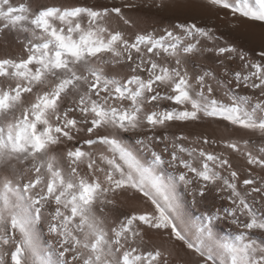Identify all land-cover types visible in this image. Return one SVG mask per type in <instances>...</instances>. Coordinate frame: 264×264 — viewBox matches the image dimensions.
<instances>
[{
  "label": "snow or ice",
  "instance_id": "obj_1",
  "mask_svg": "<svg viewBox=\"0 0 264 264\" xmlns=\"http://www.w3.org/2000/svg\"><path fill=\"white\" fill-rule=\"evenodd\" d=\"M207 3L264 22V0ZM114 17L131 23L117 6L0 0V264H172L177 252L169 241L194 252L196 264H264V143L253 150L249 140L243 147L223 142L245 158L241 185L224 152L184 147L178 140L186 137L157 151L159 137L148 134L175 121L219 117L264 141V44L253 61L233 43L206 48L204 40L223 38L211 27L190 22L130 36L113 26ZM205 51L237 56L241 70L227 84L253 94L229 88L228 103L216 99L206 79L213 74L193 77L187 68ZM123 133L141 134L138 144L151 160H141ZM164 153L175 168L167 177L160 174ZM181 184H195L194 197L210 187L227 192L230 204L208 220L228 219L236 234L218 241L203 224L193 230L179 211ZM138 196L149 206L109 217L118 201ZM45 219L55 241L48 248L39 242ZM149 234L162 243L150 244Z\"/></svg>",
  "mask_w": 264,
  "mask_h": 264
},
{
  "label": "bare ground",
  "instance_id": "obj_2",
  "mask_svg": "<svg viewBox=\"0 0 264 264\" xmlns=\"http://www.w3.org/2000/svg\"><path fill=\"white\" fill-rule=\"evenodd\" d=\"M15 3L21 0H14ZM35 5H96L100 6H117L121 7L125 17L130 20V24L124 26L118 18H113V26L119 24L123 27L128 35L134 32H156L162 33L164 29H175V26L181 23L195 22L198 26L211 27L216 30V35L223 37L222 39L204 40L206 48L214 46H226L233 43L242 48L249 59L259 60L258 52L261 45L264 44V22L251 21L247 18L233 17L229 10L217 8L207 3V0H30ZM134 5L131 8H125L124 5ZM157 5H160L159 7ZM9 40L13 37L9 36ZM13 47H16L13 44ZM18 50V49H17ZM0 55H3V42H0ZM242 62L237 56L232 59L227 58V54L218 56L214 51H205L202 55L192 57L187 64L189 73L195 77L202 74L204 71H209L213 75L207 77V83L213 89V95L218 100H223L228 103V97L225 95L230 88L238 95H252V91L241 86L235 88V82L228 85L227 81L232 79L235 71L241 70ZM108 71L123 74L127 71L123 67L108 66ZM167 102H162L161 107H168ZM159 139L154 141L156 150H162L166 145L171 146L173 139L186 137L187 139L178 140L184 147H203L205 150L215 152L217 154L224 152L230 157V162L233 167L241 173L240 181L247 178L244 171L246 161L239 153H233L225 148L224 141H235L241 143L243 140H249V147L255 150L264 143L257 133L238 128L229 124L227 121L219 117L202 118L198 121H175L171 122L166 128H157L154 133ZM165 136L167 139H165ZM142 138L141 134L123 133L121 139L125 144L132 148L139 158L144 161H150L151 155L146 152L139 144L138 140ZM216 141V143L204 144V139ZM87 148V146H85ZM99 150V149H95ZM187 156V154H184ZM165 164L160 166V174L167 177L175 173V168L169 166L167 161L169 156L164 153ZM257 174H262L258 169H254ZM226 175V173H223ZM185 188L182 184L177 186L176 198L179 211L182 219L193 227L203 224L211 231L212 237L218 241H225L234 236L238 230V226L231 223L228 219H212L209 223L208 217L214 216L217 209L227 207L230 201L225 199L227 192H218L215 188H209L203 198L193 196L192 188ZM243 190V188H242ZM141 197H137L135 201L130 203L118 201L116 209H108V214L111 219H115L120 213L130 214L133 210L148 207ZM261 205L257 204L256 208L260 209ZM51 210V209H49ZM243 220L244 218L241 217ZM47 219L42 220L38 225L39 242L42 247L48 248L54 244V238L49 234ZM147 231V229H146ZM256 238L260 239L261 235L256 234ZM150 244L162 243L154 235L149 234L145 237ZM166 247H174L177 255L171 257L172 264H196L199 259L194 252L187 250L182 242L169 241Z\"/></svg>",
  "mask_w": 264,
  "mask_h": 264
}]
</instances>
